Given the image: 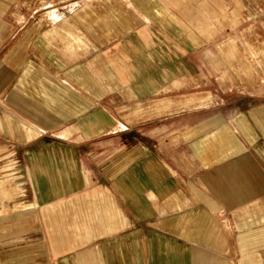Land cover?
Wrapping results in <instances>:
<instances>
[{
    "label": "crops",
    "instance_id": "1",
    "mask_svg": "<svg viewBox=\"0 0 264 264\" xmlns=\"http://www.w3.org/2000/svg\"><path fill=\"white\" fill-rule=\"evenodd\" d=\"M221 1L234 28L195 50L194 71L241 94L179 100L160 114L157 144L122 150V121L138 115L120 97L155 71L139 68L134 40L48 55L41 22L27 29L0 0V158L19 154L32 217L2 218L0 264H264V0L211 9ZM253 56L256 76L235 77Z\"/></svg>",
    "mask_w": 264,
    "mask_h": 264
},
{
    "label": "rangeland",
    "instance_id": "2",
    "mask_svg": "<svg viewBox=\"0 0 264 264\" xmlns=\"http://www.w3.org/2000/svg\"><path fill=\"white\" fill-rule=\"evenodd\" d=\"M14 1L10 9L11 16H20L30 22L27 29H33L35 19L41 22L40 32L43 39H46L42 40L43 51L48 55H53L51 46L61 51L65 49L76 53L87 46L102 43L104 45L105 41L110 42V45H104L108 47L119 42L129 44L130 39L134 40L139 68H154L155 71L137 73V80L132 82L134 92L131 94L123 92L120 97L122 103H126L121 106L123 115L127 112L138 115L137 120L122 121L121 128H124V125L128 127L122 129L123 135L119 140L123 145L122 150L125 149L124 145L130 147L157 144L161 139L157 128L168 122L167 119L162 120L160 114L164 112L163 109L172 108V104L179 100L189 104L195 99H201L205 103L214 101L216 94L224 100L241 94L237 89L218 87L209 73L194 71L199 64V57L197 59L194 57L195 50L200 45L208 43L210 38L211 40L219 38L234 28L233 25L226 23L225 1L218 3L217 11L215 8L211 9L210 0ZM215 21L218 24L213 23ZM195 36L198 38L197 45L194 41ZM113 38L116 40L113 41ZM241 46L239 43V48ZM248 60L250 72L237 73L235 77L256 76V70L262 63L254 56ZM52 67L53 63L41 62L37 68L41 73H48ZM167 68L173 71H165ZM222 75L218 74V77ZM123 77L129 80L133 74L124 73ZM135 89L138 95H135ZM168 102L170 106L166 105ZM226 111V106L220 107L219 112ZM148 116L156 117L153 120H146ZM170 123L173 125L170 126L169 136L176 141L178 121L171 120ZM152 129H156L153 134ZM95 139L96 144H105L111 139L113 142V138ZM4 155L7 156L0 158V223L3 217H12L20 212L22 216L19 215L17 218L22 224L24 220L32 221V217H25L23 214L26 211L25 207L30 203L28 200L31 186L28 182H23L25 181L23 172L18 168L19 154ZM18 224L20 223L15 222L14 226Z\"/></svg>",
    "mask_w": 264,
    "mask_h": 264
}]
</instances>
